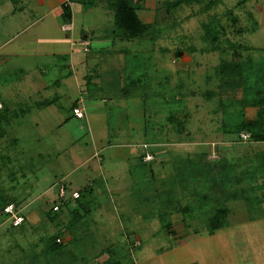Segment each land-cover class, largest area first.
<instances>
[{"label":"rangeland","instance_id":"rangeland-1","mask_svg":"<svg viewBox=\"0 0 264 264\" xmlns=\"http://www.w3.org/2000/svg\"><path fill=\"white\" fill-rule=\"evenodd\" d=\"M215 1L209 7L203 0L170 10L169 18L156 25L161 35L155 44L145 37L129 42L137 54L127 63L131 79L142 80L141 91L127 87L132 95L122 90L121 97L112 95L129 84L125 74L119 80L120 71L115 82L102 78V68L90 80L83 76L86 71L73 74L69 60H62L63 71L47 73L42 88H34L21 80L26 77L20 69L40 71L50 56L34 62L14 57L0 64L5 111L0 110V190L26 217L14 226L0 205V264H104L108 255L101 252L107 249L110 257L134 264H264V209L257 200L264 195V170L249 177L251 167L264 168V141L243 143L241 130L230 125L239 120L245 98H264V0ZM75 19L85 17L77 13ZM99 19L111 23L113 13ZM204 24L216 38L208 55L196 54V59L189 51L204 46ZM178 50L185 59L180 64ZM190 57L200 64L187 62ZM226 62L234 69L221 76L217 69ZM88 83L97 91L88 94ZM82 95L84 119L73 113ZM247 107L256 108L247 112ZM243 111L251 119L262 108L246 105ZM146 142L156 161L142 160ZM202 154L247 177L235 186H225L223 171L219 184L211 178L215 172L208 181L204 176L196 180L191 176ZM186 160L194 167L187 168ZM182 176L188 177L183 186ZM60 181L83 195L70 198L54 214ZM215 206L228 214L211 236L206 224ZM56 236L62 240L52 249Z\"/></svg>","mask_w":264,"mask_h":264},{"label":"crops","instance_id":"crops-1","mask_svg":"<svg viewBox=\"0 0 264 264\" xmlns=\"http://www.w3.org/2000/svg\"><path fill=\"white\" fill-rule=\"evenodd\" d=\"M70 1V7L73 12L72 30H64L62 26L68 23L64 20L63 14L64 9L67 8V0H0V64H8L12 62L11 60H14V57L24 58V60L31 58L34 62L35 57L50 56L52 58L51 61H43L40 71L36 69L32 73H28L25 68L20 69V72L26 77L21 80H26L27 84L33 83L32 86L34 88H42L43 76L47 73H61L64 64L59 66L60 62L64 60V63H67L69 60L68 70L74 74L81 72V69H83V71H86V74H83L85 79H87L86 76L90 80L96 78L97 71L101 68L102 78L108 79L109 82L117 80V72L120 71L119 80H124L122 74H125L127 76L126 81L128 78L130 80L129 84L127 85L126 82V84L117 88L118 93L112 94L116 97H121L119 90H122L121 93H124L125 96L132 95L130 93L131 90L127 94V87H136L137 90H142V85L140 87L133 85L138 82L133 83L131 81L130 74L132 71L129 67L133 63L132 56H136L135 51L131 52L129 42L139 39L129 40L123 35L116 33L115 14L113 9L106 5L105 0ZM166 1L168 0H136V4H138L136 13L139 20L145 25L153 26L156 22L160 5ZM96 8H101V10L93 11ZM77 13L80 16H84L85 19L79 22L76 21L75 15ZM93 13L95 19L92 17ZM112 13L113 22L110 23L109 21L107 24H103L102 19L96 21L97 16L100 17L103 14ZM86 37H89L88 44L90 46L87 51L81 45V41ZM195 47L197 49L189 51V56L197 59L199 56L208 55L207 51H202L201 47ZM196 54L199 56H195ZM183 55L176 58L178 64L185 60ZM116 57L120 62L115 60L117 59ZM192 57L187 59V62L199 65V62H193L194 59L192 60ZM52 60H55V62ZM37 64L36 66H39V63ZM112 64H115L116 70L112 68ZM70 71L66 73L64 79L71 75ZM110 72L115 74L111 76ZM91 83L87 85L88 94L91 90L97 91V88L93 87ZM50 86H46L45 89ZM178 88L179 85L176 90ZM37 93L40 94V90H37ZM133 94L140 98L143 96L140 92ZM181 94V92L177 94V100H179ZM255 108L247 107L246 110L247 112H252ZM235 143H238V141ZM96 152L99 155L98 152L100 153V151ZM207 157L210 158L211 156L208 155ZM98 159L99 161L103 160L102 156ZM263 204L262 209H264ZM215 233L211 236H214ZM171 234L173 235L174 233L172 232Z\"/></svg>","mask_w":264,"mask_h":264},{"label":"trees","instance_id":"trees-1","mask_svg":"<svg viewBox=\"0 0 264 264\" xmlns=\"http://www.w3.org/2000/svg\"><path fill=\"white\" fill-rule=\"evenodd\" d=\"M192 1L193 2H200V1H203V0H168V1L164 2L162 5H160V7L158 9L156 22L154 23L153 26H151V25H145L139 20V18L137 16V13H136V10L138 8V4H136V0H105L106 5L109 6L111 9H113V11H114L116 33L117 34H121L126 39H129V40H134V39L144 40V37H145V40L149 39L148 41L152 42L153 44H155V41L161 35L160 33L158 34V27H156V25L162 24V22H161L162 19L169 18V17L166 16V14L170 10H173L175 8H180L183 5H189V4H191ZM246 1L247 0H240L239 3L243 4ZM211 3L212 4L213 3L216 4L217 2L215 0H209L207 7H209L211 5ZM70 5H71V1H68L67 5H66L67 8H65L64 11H63L64 20L66 22H68V23H71L72 20H73V18H72L73 17V12L71 10ZM162 12H163V14L161 15ZM228 13L229 14H233L232 9H228ZM234 20H235V18H234ZM159 21L161 23H159ZM214 25L215 24H213V26ZM211 29L212 28L210 27V24H204V31H205V37L206 38L204 40L205 41L204 46L201 47L202 51H209L211 49L209 47V45L213 44L211 41L216 38L213 35V32H212ZM216 29L217 28H215V30ZM152 32H153V35L155 37H153V35L151 36ZM148 36H150V38ZM88 38L89 37H86L83 40H85V39L89 40ZM229 45L230 46H234V47L236 46V44H234V42H230ZM237 45L239 46L240 44L238 43ZM83 47L87 51L90 46H89V44H87L86 46H83ZM192 49H196V47H191L190 50H192ZM162 50H164V51L166 50L167 51V48L164 47ZM177 53H178V55H181V51L178 50ZM236 53H237V50L234 49V54H236ZM134 58H137V54H136V56H134ZM231 65L227 64V62L221 64L219 66V68L217 69L219 74H221V76L222 75L225 76V74H228L229 73L228 70L230 68L234 69ZM130 79H131V74H130ZM131 81H133V83L138 82V83L135 84L138 87H140L141 84H142V80L140 78H137V77H132ZM139 91H141V90H139ZM82 97L84 98L83 95H82ZM245 101L247 103H242L241 102V105H242L241 107L242 108H240L238 110L239 111V117H240L239 120H237V122L234 125L231 123L230 124L232 126L231 128H235V129H238V130H241V131L247 130V131H249L251 133V138H254V140L256 139L258 141H264V98H251L250 100H247L245 98ZM77 102H78V100L75 102V105L73 106V108L77 105ZM246 105L247 106H258V107H261L262 108V112L257 114V116L255 118L248 119V118H246L245 113L243 111V106L245 107ZM3 108H4V104H3V107L0 110L4 111ZM241 131H238V132L240 133ZM251 138H250V140H251ZM145 145H147L148 152L154 155V158L152 160L156 161L157 154H154V152H155V150H153L154 148L151 149L150 148L151 144L148 143V142H146ZM145 154L142 155V160L144 162H147V161L144 160ZM152 160L148 161V162H152ZM186 161H187V166H186L187 168H188V165L190 166V168L194 167L193 165H191V162L189 160H186ZM198 161H200V164L198 166L194 167V168H197L198 172H196L195 174H192V176L190 175L191 177L196 176V180L198 179V177L204 176V177H207V181H208L209 178H210L211 172H215L214 173L215 175L211 176V178L212 179L216 178L215 182H217L218 176L220 175V177H221V171H223V174L225 175V178H226L225 181H224L225 182V186H229V184H233L232 186H235V185L241 184V182L245 179V177H247L246 175L242 176V175L236 174V172H234V169L232 170L231 167L230 168L229 167L225 168V165L223 163H220V164L218 163L217 164L215 162H211V160L209 161L205 154L202 157H200V159ZM186 167L184 168V170H186ZM253 167H254V169H253ZM253 167H251V169L248 168L249 171L252 172V174L250 173V176H249L250 178H253L260 171L264 170V168L260 167V166H257L258 167L257 169L255 168V166H253ZM204 169L207 170V171L205 173H202V170H204ZM216 171H218V172H216ZM226 171H229V174H227ZM203 174H207V175L205 176ZM187 180H188L187 176H182V182L181 181H179V182H180V184L182 183V186H183V184L186 183ZM221 181H218L216 184H219ZM64 184H65L64 186H65V188H66V190L68 191V194H69L72 191V188H71V186H69V184L67 182H65ZM263 187H264V183H263ZM247 192L250 195V190L247 191V189H244V192L242 191V193H245V194ZM169 193H171V190L169 191ZM229 194H231V193L230 192L228 193V197H229ZM82 195L83 194L80 191V197L75 199V200H80L82 198ZM205 197H206V195H205ZM249 198H251V197H249ZM57 199H58V190H57ZM257 200H258V204H262L263 201H264V195L262 196L261 200H259V199H257ZM8 203H9L8 201H5L3 192L0 190V205H2V207H1L2 213L4 214V216L6 218L8 217V214L4 211V207ZM184 209H185V211L189 210L187 206H185ZM51 210L54 211L53 208H51ZM57 213H59V212H55L54 211V214H57ZM74 213L77 214L78 211L75 210ZM227 214H228V211L226 209H224V207L215 206V208L211 211V214H210V217H209V223L206 224V226L208 228V232H209L210 235L214 234L217 230H219L222 226H224L225 223H222L221 217L223 215H227ZM164 225H166V224H164ZM164 229L166 230V232H168L167 228H164ZM131 235H132V232L130 231L129 232L130 238H131ZM58 237L59 236H56L55 243L53 244L52 249H56V248L59 247V242H57V240H56ZM131 240L134 242L136 239L132 238ZM133 246L136 247L137 245L133 244ZM105 253H107L108 257L106 259H103V263L104 264H134V262L131 259H128V261H123V260L118 259L116 257L115 258L110 257V254L108 253V249L107 250H103L101 252L102 257L105 255Z\"/></svg>","mask_w":264,"mask_h":264},{"label":"built area","instance_id":"built-area-1","mask_svg":"<svg viewBox=\"0 0 264 264\" xmlns=\"http://www.w3.org/2000/svg\"><path fill=\"white\" fill-rule=\"evenodd\" d=\"M70 0H67V2ZM64 30H72V24L67 23L62 26ZM89 43L88 40H82L81 44L83 46H86ZM3 107V102L0 98V109ZM74 116L80 119H84L87 117V110L84 102V98L82 97L80 100H78L77 105L73 108ZM239 137L242 141L247 142L251 138V133L247 130L241 131L239 133ZM97 154V153H96ZM154 158V155L147 152L144 156L145 161H151ZM65 184L60 181L59 187H58V200L59 204H55L52 208L55 212H59L61 210V205H64L68 202L70 198L77 199L80 197V192L78 190H73L68 194V191L66 190ZM4 211L8 214L7 219L12 222L14 226L21 225L25 220L26 217L21 213L20 208L13 203L9 202L5 207ZM57 242H61L62 238L58 237Z\"/></svg>","mask_w":264,"mask_h":264},{"label":"clouds","instance_id":"clouds-1","mask_svg":"<svg viewBox=\"0 0 264 264\" xmlns=\"http://www.w3.org/2000/svg\"><path fill=\"white\" fill-rule=\"evenodd\" d=\"M62 209V208H61Z\"/></svg>","mask_w":264,"mask_h":264}]
</instances>
